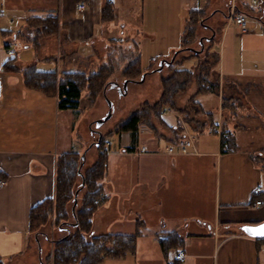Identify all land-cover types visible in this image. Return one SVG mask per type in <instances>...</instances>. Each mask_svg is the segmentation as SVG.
<instances>
[{
    "label": "crops",
    "instance_id": "1",
    "mask_svg": "<svg viewBox=\"0 0 264 264\" xmlns=\"http://www.w3.org/2000/svg\"><path fill=\"white\" fill-rule=\"evenodd\" d=\"M87 1L86 8L80 11L78 0H0V178L4 180L0 186V264H42L41 259L45 260L47 246L39 239L40 252L36 236L29 231L30 209L54 195L60 154L84 153L86 168L96 161L97 152L92 149H97V140L90 138V129L97 134L100 130L108 141L107 173L102 180L106 200L93 216L92 233L132 234L142 223L135 252L122 257L107 256L101 264H264V237L249 236L241 229L243 224L264 220V170L250 158L251 154H261L264 147L253 146V137L246 141L240 137L241 130L247 127L235 118L241 107L237 102L239 95L242 97L241 90L254 106L259 103L255 99L253 102V98L264 97V0ZM108 1L111 13L104 17ZM231 3L236 11L246 15L249 32L242 33L230 16ZM195 9L201 11L202 18L196 27V37L189 41L188 19ZM50 16L57 19L54 33H47L44 24L30 22ZM13 40L19 42L14 56L20 66L35 65L60 75L67 71L93 72L112 64V73L118 74L135 61L145 74L140 85L150 86L153 81L147 83L148 76L160 74L167 78L177 70L196 72L206 52H215L218 56L215 76L221 79L218 78L220 88L215 92L220 100L217 112L205 111L213 113L211 126L219 131L226 123L238 148L222 153L219 132L214 146L205 141L201 144L194 135L209 132L208 127L201 131L199 119L188 123L180 112H171L168 107L160 117L156 116L157 121L143 122L136 139L128 130L116 131L122 121L109 119L97 129L92 128L90 125L103 115L89 116L85 109H60L55 94L26 85L20 71L2 69L13 57L5 47ZM174 53L172 63L154 70L160 60L170 59ZM191 60L190 68L180 67ZM134 83L137 82L128 81L127 92L123 94L118 91L116 81L112 86L127 97ZM197 86L194 85L193 94ZM223 90H229V94ZM209 92L194 95L203 108L198 96ZM225 94L233 96L226 109L222 107ZM234 107L236 110H232ZM103 108L100 105L98 111ZM61 114L69 133L62 141ZM73 133L80 140L77 147L73 144ZM183 136L192 138L190 149L186 153H169L166 147ZM142 146L146 151H140ZM190 170L192 178L195 174L204 179L209 177L213 183L212 196L208 203L199 189L191 188V196H196L192 199L196 201L189 212L173 219L165 212V205L171 201V205L178 207L180 201L175 197L170 200L167 193L178 179L188 180ZM256 186L262 190L254 195ZM185 190L190 191L188 187ZM172 191L182 198L184 190ZM135 194L139 196L135 208L126 206ZM153 196L157 199L152 200ZM257 197L263 200L262 204H254ZM113 206L114 217L110 221L106 214ZM209 212L212 217L207 215ZM170 232L177 233L181 244H173L165 253L159 235ZM48 243L51 252L53 241ZM179 251L185 255L184 261L175 259Z\"/></svg>",
    "mask_w": 264,
    "mask_h": 264
},
{
    "label": "trees",
    "instance_id": "2",
    "mask_svg": "<svg viewBox=\"0 0 264 264\" xmlns=\"http://www.w3.org/2000/svg\"><path fill=\"white\" fill-rule=\"evenodd\" d=\"M110 8L111 2L108 1L104 17H109ZM201 18V11L196 9L190 11L188 29L186 31V37H190L189 41L196 37V27ZM34 21L44 24V29L47 33H54L57 30V19L54 16L37 20L33 19L30 22ZM185 43L187 44V40H185ZM217 62L218 56L215 52H206L205 57L200 60L197 67L198 72L174 71L172 75L164 78L163 86L168 80H172V93H175L180 86H186V81H178L174 77L185 73L197 78L196 84L198 86L195 94L218 91L220 84L218 78L212 73V69H215ZM2 69L5 71H20L23 74L26 85L38 87L48 93L55 94L58 97V108L60 109H78L82 92L85 88H89L90 95L94 98L97 92L104 87L109 74V70L103 69L92 72L89 76L82 71H67L59 75L56 71L40 70L35 65L19 66L16 64L15 56L4 63ZM142 73L139 64L135 61L131 62L124 70V74H127L126 79L130 80L136 79V76H141ZM195 94L191 96V102L196 106L195 110L197 109L199 115L205 118H199L198 123L200 130L204 131V129L212 125L213 113L205 111L201 104L196 101ZM173 96L174 94L171 95L170 93L165 99L155 102V115L160 117L164 108L170 107L180 112L188 123L195 122L196 119L188 115L190 111H186V109L179 108L176 105ZM231 99H233V96H226V94L223 96L222 107L224 109H226L228 101ZM232 110H236V107ZM232 113L235 114L236 112ZM145 114L146 109L135 110L120 122L116 127V131L128 130L131 132L132 137L136 139L140 125L146 121H142L146 117ZM220 136L222 153L236 151L238 145L235 136L226 129L225 122L222 125ZM106 138L107 135H102L100 138L97 145V159L86 169L83 168V163L80 166L82 159L79 153L65 152L60 154L57 159L54 195L46 197L30 209L29 231L40 239V242L41 239L47 242L53 241L51 252H48L45 260L43 258L44 264H101L107 256L122 257L128 252H135L142 223L138 224L136 232L132 234L107 233L94 235L92 233L93 216L106 200L103 196L102 185V180L107 173V152L104 150ZM259 155L252 159L254 161L264 159ZM256 164H258V161ZM259 166L264 170L261 164ZM76 190H78L77 202L73 210L72 206ZM82 190H84L83 195L80 197ZM51 221L52 225L56 227V233H58V235L53 237H50L47 229ZM180 241L176 232L159 235V242L165 253L173 244H181Z\"/></svg>",
    "mask_w": 264,
    "mask_h": 264
},
{
    "label": "rangeland",
    "instance_id": "3",
    "mask_svg": "<svg viewBox=\"0 0 264 264\" xmlns=\"http://www.w3.org/2000/svg\"><path fill=\"white\" fill-rule=\"evenodd\" d=\"M248 22V26L250 28V23ZM23 50L26 49L24 47H21ZM181 48V47H180ZM192 60L191 61H186L184 63H182L180 65V67L183 68H190L192 66ZM17 65H21L20 63H17ZM103 69H107L109 70V74L107 77V81L104 85V87L102 88V90L98 91L96 96L93 98L90 95V90L89 88H85L82 92V98H81V104L80 107L78 108L80 111L84 110L87 111V113H89V116H97V115H104L107 110V101L105 100V95L110 98L113 102L114 105V109H113V113L111 115V118H109L110 120H112V122L118 120V121H123L127 116H129L132 112H134L137 109H146V114H145V118L142 119V121H152L154 122L155 120L157 121V117L155 115V110H154V104L155 102L159 101L160 99H165L166 96H169L170 93L171 95L174 94L173 98L176 102V105L179 108H184L186 109V111H190V113L188 114L190 117H194V119H202L204 117L200 116L199 113L197 112V109L195 110V105H193V103L191 102V94H193L194 92V85H196L197 83V78L193 77V76H189L185 73H181L179 75H175V79H177L178 81H186V86H180L179 90H177L175 93H172V80H168V82H166L165 86H163V81L164 78L162 75L160 74H154L151 76H148L147 79V83L150 82V80L153 81V86H150L148 84H141L139 82L131 84L130 85V89L128 90V96L127 97H123L122 95H120L116 89V87L112 86V83H114V81H116L119 85H123V82L125 81V79L127 78V74H124V69L122 68L120 70V73L118 74H114L112 73V71L114 70V68L112 67V64H108V65H102L100 66L98 69H96L95 71H101ZM118 70V69H117ZM198 70V69H197ZM93 71V72H95ZM83 72V71H82ZM198 72V71H197ZM86 75L89 76L90 73L92 72H84ZM212 73L215 75V70L214 68L212 69ZM212 74V75H213ZM141 76H136V79H139ZM219 81H221L220 77ZM133 81V80H131ZM136 82V81H134ZM180 83V82H179ZM104 89H105V94H104ZM243 89V88H242ZM165 90V91H164ZM241 95L242 97L239 95L240 100L238 99L237 102L239 104H241V107L238 109L237 112V116L239 115V117H235L237 121H241L243 122V124L246 125L247 128L242 129L241 130V135L245 141L248 140V138L253 137L254 138V144L253 146L255 147H259L262 148L264 147V97L261 96V98L259 97H255L253 98V102L254 99L256 100V103H259V105H253L250 101H247L248 96H246L245 92H243V90H241ZM127 92V91H126ZM225 91L223 90V93ZM217 92L212 91L209 93H205V94H200L198 96V99L203 103L204 109H208V110H212L214 112H217V107H218V103H219V97L216 95ZM226 94H229V90H226L225 92ZM233 93V92H230ZM164 94V97H163ZM240 94V93H239ZM166 95V96H165ZM246 96V97H245ZM132 98V99H131ZM258 100V101H257ZM100 104L101 106H104V108L102 110H99V106L96 104ZM98 106V107H97ZM169 109H171L170 107H168ZM174 112L175 110L171 109V112ZM183 116V115H182ZM184 117V116H183ZM232 117V116H231ZM148 118V119H147ZM234 118V119H235ZM107 119V120H109ZM199 119V120H200ZM205 119V118H204ZM231 119V118H230ZM114 120V121H113ZM216 121L218 120V116H216ZM199 123V122H197ZM65 124H66V119L65 116L63 114H61L60 116V122H59V138L60 141L65 140V136L69 133L66 132L65 129ZM103 124V123H102ZM196 125V124H195ZM92 128H95V124L92 123V125H90ZM199 126V124H198ZM92 131V136L90 138H92V141H96L98 140V134L97 132H94V130L90 129ZM193 132H195L196 130L191 129ZM244 130V131H243ZM254 130V132H253ZM197 138V141L199 140L200 143L202 144L203 141H205V143H209L210 146H214L218 140V136L219 134L216 132H207L204 131L203 133H195L194 135ZM111 140L114 143H117V139L112 136ZM80 140L79 137L77 136V133H73V144L75 147H77V145L79 144ZM144 142V140H140V143ZM163 143H165V141L162 140ZM93 146H96L95 144ZM94 152L98 153V148L92 149ZM259 155V154H258ZM256 155L251 154L250 158H254ZM262 158H264V150L262 151L261 155ZM258 165L261 164L262 168L264 167V159L262 160H258ZM255 161V162H257ZM87 163L86 165L83 167L86 169ZM190 174V178L187 179H178L173 188L171 189V191H169V193H167L169 199L171 200L172 197H175L176 199H178V201H180L179 203H181V207H179V203L178 207L173 204L171 205V201L169 203H167L165 205V212L169 213L170 217L173 219H177L175 218L178 214H183V213H187L190 210V207L193 205V202L196 200H193L192 197H196V196H191V188H193L194 190L199 189L201 194H204L202 197L206 198L208 200V203L210 201V197L212 196V187H213V183L212 181L208 178L204 179L202 178V175L199 174V176L197 174L193 176L192 171L190 170L188 172ZM193 181V186L191 185ZM207 181V182H206ZM203 183H206L205 186H203ZM180 191V190H184L180 195L182 196V198H178L177 194H173V191L175 188ZM190 189L189 192H187L185 190V188ZM83 191H81L80 193V197L83 195ZM157 197L153 196L152 200H156ZM139 200V196L137 197V195L135 194L132 199L131 202H126V206H130L135 208V206L137 205V202ZM187 200V201H185ZM135 202V203H133ZM128 203V205H127ZM113 212H114V206L112 207V210L109 212V214H106V218L109 219L110 221H113L112 218L113 216ZM209 217H212L211 212H209V214H207ZM152 222H150L151 224ZM56 227H54L52 225V221L50 222V224L47 226L48 232H50V237L56 236L58 235V233H56L55 230ZM142 228V226H141ZM42 243H44L47 247L45 252L50 251L51 249V245L50 243H48L47 241H43ZM44 257V255L42 256Z\"/></svg>",
    "mask_w": 264,
    "mask_h": 264
},
{
    "label": "built area",
    "instance_id": "4",
    "mask_svg": "<svg viewBox=\"0 0 264 264\" xmlns=\"http://www.w3.org/2000/svg\"><path fill=\"white\" fill-rule=\"evenodd\" d=\"M253 2H256V0H252ZM87 0H78L77 2V9L82 11L86 8L87 6ZM231 14L230 16L234 19V21L238 24L239 29L242 33H246L250 31V28L248 26V22H247V17L244 13L236 11L235 9V4L231 3ZM235 9V11H234ZM6 52L9 56H14L16 54V50L19 47V42L13 40L8 42L6 45ZM209 131H213V132H219L221 133V131H219L220 129L214 127V126H209L208 127ZM192 146V138L190 136H183L180 137L178 140H176V142L170 146L166 147V150L169 153H186L190 147ZM104 150H108V141H106L105 146H104ZM141 152L146 151V148L144 146H142L140 148ZM4 183V180L2 178H0V186H2V184ZM262 190L261 186H256L253 189V193L255 194H259L260 191ZM263 200L261 198H256V200L254 201L255 205H260L262 204ZM175 259L179 260V261H184L185 259V255L182 251H179L175 254Z\"/></svg>",
    "mask_w": 264,
    "mask_h": 264
},
{
    "label": "water",
    "instance_id": "5",
    "mask_svg": "<svg viewBox=\"0 0 264 264\" xmlns=\"http://www.w3.org/2000/svg\"><path fill=\"white\" fill-rule=\"evenodd\" d=\"M203 38L204 37H201L200 38V43L203 45ZM205 38L209 39L210 37L209 36H206ZM175 58V53L173 54V56L170 58V59H163V60H160V65L155 68L154 70H158V69H161L162 66L164 64H170L173 62ZM145 78V74L143 73L141 78L139 79H131L133 81H136V82H141L143 81ZM128 81H130V79H125V81L123 82V85L122 86H117V89L120 93H126L127 91V85H128ZM104 94H105V89H104ZM105 98L107 100V103H108V111L105 115H103L102 117L98 118L96 121H95V126H96V129L98 127H100L102 125L103 122H105L107 119H109L113 113V109H114V105H113V102L110 98H108L106 95H105ZM98 134H99V138L98 140L96 141V145L99 144V141H100V138L102 137V132L100 130H98ZM85 158V154H81V163H80V166L82 165L83 163V159ZM77 194H78V190H76L75 192V197H74V204L72 206V209L74 210L75 209V204L77 202ZM74 216L76 217V213L74 212ZM241 229L242 231L249 235V236H253V237H264V220L259 222V223H256V224H250V223H246V224H243L241 226ZM36 239L38 240V244H39V251L41 252V244L39 242V239L36 237ZM41 263L44 264L43 260L41 259Z\"/></svg>",
    "mask_w": 264,
    "mask_h": 264
}]
</instances>
